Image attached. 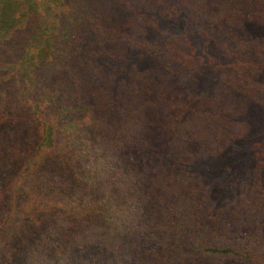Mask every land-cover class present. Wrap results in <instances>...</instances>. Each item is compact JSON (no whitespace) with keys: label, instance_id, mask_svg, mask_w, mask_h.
<instances>
[{"label":"trees","instance_id":"obj_1","mask_svg":"<svg viewBox=\"0 0 264 264\" xmlns=\"http://www.w3.org/2000/svg\"><path fill=\"white\" fill-rule=\"evenodd\" d=\"M250 25L264 0H0V264H264V122L212 192L264 110Z\"/></svg>","mask_w":264,"mask_h":264},{"label":"rangeland","instance_id":"obj_2","mask_svg":"<svg viewBox=\"0 0 264 264\" xmlns=\"http://www.w3.org/2000/svg\"><path fill=\"white\" fill-rule=\"evenodd\" d=\"M245 30L250 34V36L258 37L262 41V47L264 48V26H246ZM256 82L261 85L264 88V71L255 78ZM200 81L202 85L205 86L206 89L209 88V86L214 81V75L204 71L201 74ZM264 105V103H263ZM256 119L260 121H253L251 124V128L246 135L245 138L242 140L234 143L232 146L233 148L230 149L227 153L221 155L220 157V164H232L231 172L229 173H222V169L217 165L216 167H213L211 171L214 174L213 178V184H212V192L215 197L224 198L226 196L231 195L234 190L238 187L239 181L242 176V172L244 168L249 164L248 163V148L249 146L256 140L257 134L260 132L261 125L263 126L264 122V110L257 111L255 114ZM84 247V246H82ZM86 248V247H84ZM84 248L76 249V248H70V244L67 243L62 248L59 249V254H64L68 257L69 261L71 262H80V264H85L83 259L81 258L82 251H85ZM86 251H89L87 248Z\"/></svg>","mask_w":264,"mask_h":264}]
</instances>
